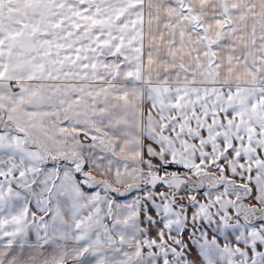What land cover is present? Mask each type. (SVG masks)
<instances>
[{
	"label": "snow or ice",
	"instance_id": "6c2138e0",
	"mask_svg": "<svg viewBox=\"0 0 264 264\" xmlns=\"http://www.w3.org/2000/svg\"><path fill=\"white\" fill-rule=\"evenodd\" d=\"M0 264H264V0H0Z\"/></svg>",
	"mask_w": 264,
	"mask_h": 264
}]
</instances>
